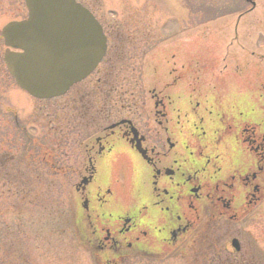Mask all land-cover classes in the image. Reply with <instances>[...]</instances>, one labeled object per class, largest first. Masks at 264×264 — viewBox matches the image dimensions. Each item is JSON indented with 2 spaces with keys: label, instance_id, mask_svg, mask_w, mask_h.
I'll use <instances>...</instances> for the list:
<instances>
[{
  "label": "flooded vegetation",
  "instance_id": "1",
  "mask_svg": "<svg viewBox=\"0 0 264 264\" xmlns=\"http://www.w3.org/2000/svg\"><path fill=\"white\" fill-rule=\"evenodd\" d=\"M87 9L104 53L87 77L51 100L52 131L64 150L51 141L48 151L50 171L56 155L63 158L65 213L86 264H155L196 240L199 246L204 232L222 245L210 254L228 258L236 239L245 264H263L255 239L234 229L264 218V92L257 108L242 106L239 115L198 111L185 90H168L181 83L179 71L195 73L198 64H184L165 25L155 38L149 23L108 22ZM6 50L0 28V90Z\"/></svg>",
  "mask_w": 264,
  "mask_h": 264
},
{
  "label": "rangeland",
  "instance_id": "2",
  "mask_svg": "<svg viewBox=\"0 0 264 264\" xmlns=\"http://www.w3.org/2000/svg\"><path fill=\"white\" fill-rule=\"evenodd\" d=\"M76 1L108 22L149 23L156 29L155 38H159V24L167 25L168 43L174 44L178 37L182 45L178 55H183L184 64L190 60L198 64L195 73L188 69L178 70L180 76L176 77H180L181 83L168 90H185L184 96H190L192 102L199 105L198 111L205 110L203 113L216 116L233 110L239 115L242 106L257 108L260 104L262 98L259 93L264 92V0H250L255 9L241 18L239 15L250 9L244 0ZM25 18L23 0H0V28L8 22ZM176 25L180 28L177 35L173 31L178 29ZM171 69L172 66L167 67L168 71ZM51 107V102L34 101L17 90L7 75L0 90V130L9 133L6 137L8 145L13 142L15 131L7 110L15 114L19 125L32 129L34 136L42 138L47 133L43 127L48 122L46 115L50 118L52 114ZM38 119L43 123H38ZM1 142L0 138L1 155L15 153L13 148L5 147ZM56 181L62 185L55 187L51 198L54 205L65 209L68 186L64 185L63 177H57ZM7 191L0 190V209L4 211L9 201ZM32 220L30 213L23 218V236L30 264H86L85 256L77 249L70 232L63 234L43 225L39 219L38 222ZM2 221L10 223L9 213L2 216ZM234 230V234L237 232L241 238H254L258 248L264 252V218L239 221ZM183 262L181 256L169 255L155 264Z\"/></svg>",
  "mask_w": 264,
  "mask_h": 264
},
{
  "label": "water",
  "instance_id": "3",
  "mask_svg": "<svg viewBox=\"0 0 264 264\" xmlns=\"http://www.w3.org/2000/svg\"><path fill=\"white\" fill-rule=\"evenodd\" d=\"M24 2L27 19L2 31L8 46L21 50L7 53L5 63L16 84L32 97L59 96L99 61L102 36L93 17L74 0Z\"/></svg>",
  "mask_w": 264,
  "mask_h": 264
},
{
  "label": "trees",
  "instance_id": "4",
  "mask_svg": "<svg viewBox=\"0 0 264 264\" xmlns=\"http://www.w3.org/2000/svg\"><path fill=\"white\" fill-rule=\"evenodd\" d=\"M20 134L23 138L22 158L18 161H22L24 169H31L36 163L43 164V162H47L46 153L50 148L41 141L31 139L23 129H20ZM30 150L38 154L28 157ZM17 163L14 161L11 166L16 168ZM34 175L33 173H23L21 175L10 173L5 175L3 165L0 163V190L3 191L7 182L15 187L9 191L8 199L10 201L7 202L5 211L2 208L0 209V264H19L21 262L27 264L29 262L25 247L26 238L23 236V218L32 210L36 209L34 212H36L39 222L54 228L55 231L61 229L65 223V219H61V215L56 211L57 205H54L51 201L49 202L50 193H52L51 188H49L50 178L47 175L40 174L38 188L31 189L30 185L35 182V180H31L32 177H35ZM7 212L13 217L10 224L2 221V216ZM209 238L208 232H204L200 237V245L196 246L198 240L192 244V252L185 259L186 264H245L239 255L230 254L227 258L228 255L223 252L215 251V253L210 254V249L216 250L221 245L217 242L213 243V239ZM262 259L264 264V256H262Z\"/></svg>",
  "mask_w": 264,
  "mask_h": 264
},
{
  "label": "bare ground",
  "instance_id": "5",
  "mask_svg": "<svg viewBox=\"0 0 264 264\" xmlns=\"http://www.w3.org/2000/svg\"><path fill=\"white\" fill-rule=\"evenodd\" d=\"M254 10V9H253Z\"/></svg>",
  "mask_w": 264,
  "mask_h": 264
}]
</instances>
